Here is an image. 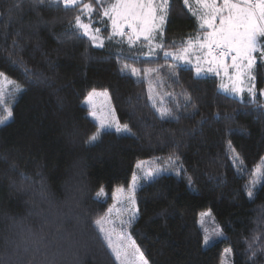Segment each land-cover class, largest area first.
<instances>
[{"label": "trees", "instance_id": "1", "mask_svg": "<svg viewBox=\"0 0 264 264\" xmlns=\"http://www.w3.org/2000/svg\"><path fill=\"white\" fill-rule=\"evenodd\" d=\"M79 11L34 0H0V73L23 90L12 99L13 117L0 126V166L62 167L68 154L62 125L71 121L96 193L103 186L108 194L104 201L93 197L96 219L106 216L114 188L130 177L137 163L168 161L171 156L182 169L180 175L166 174L137 192L138 218L130 234L148 263L221 264L229 248L233 264H264V180L253 199L247 195L254 169L264 159V62L258 58L255 68V103L249 96L240 102L218 95L216 78L195 79L194 69L187 65L175 68L179 83L168 79L163 66L176 63L171 57L158 52L148 60L140 44L129 51L126 41L108 43L109 29L103 31L104 49L91 46L87 38L77 39L72 26ZM198 33L197 20L184 0H170L165 50L174 51ZM138 55L142 58L134 61ZM125 63L138 69L161 68L159 75L166 81L161 91L186 92L195 105L187 112L198 114H184L179 123L160 122L145 106L148 83L122 76ZM93 88L108 90L118 118L129 124L135 137L105 132L99 142L88 145L96 125L83 103ZM217 113L219 119L214 118ZM229 143L235 153L229 151ZM235 154L242 161L239 171L232 159ZM202 212L213 215L224 235L208 248L203 247L198 223ZM104 244L110 264H118Z\"/></svg>", "mask_w": 264, "mask_h": 264}, {"label": "snow or ice", "instance_id": "2", "mask_svg": "<svg viewBox=\"0 0 264 264\" xmlns=\"http://www.w3.org/2000/svg\"><path fill=\"white\" fill-rule=\"evenodd\" d=\"M34 2H46L49 6L56 7L62 4L65 10L79 8V14L75 17V23L72 26L76 38H87L90 45L97 49L106 47L102 31L110 29L108 43L115 41L118 45H123L126 40L129 51L140 44L142 52L145 47L147 48L143 58L148 60L156 57L158 52H163L165 59L171 57L176 63L163 66L168 69V79L179 83L175 68L180 64L191 65L195 70V79L207 78L209 73L220 77L217 87L218 95L222 94L243 102V96L247 93L251 98L249 102L255 103L257 94L255 66L258 58L264 62V0H194L197 9L193 11V15L198 20L202 34L182 41L174 51L165 50L162 40L168 17L169 0H90V2L34 0ZM184 2L187 5L189 0ZM94 12L100 17L96 23L93 22ZM97 23L99 26H96ZM173 45L175 47V42ZM141 58L138 55L133 57V60L139 61ZM160 72L161 68L138 69L127 63L120 67L122 76L133 78L137 84L145 81L148 83L145 106L151 108L160 122L179 123L184 114L195 117L198 114L197 111L187 112L188 108H195L190 95L183 91L180 93L161 91L166 81L159 75ZM0 78H3L5 83L9 82L4 73H0ZM21 91L23 90L17 87L16 92L12 93V98L15 99L17 93ZM261 95H264V89L261 90ZM4 103H6L5 93L3 85H0V104ZM86 107L87 115L96 125V132L87 141L89 146L99 142L105 132L114 131L118 137L136 136L128 123H121L116 109L112 106L108 90L98 91L93 88L89 91ZM4 111L6 115H0V126H5L13 117L10 108H5ZM214 118L219 119L220 114L217 113ZM205 122L201 121V123ZM228 148L230 152L235 153L231 143ZM232 159L239 171L242 161L239 160L238 154L233 155ZM169 164L172 166L145 167L144 162H140L136 168L142 174L140 178L147 183H155L166 174L180 175L182 169L177 170L171 156ZM256 177L251 181L252 185L264 180V172H261L259 168ZM138 179L136 175H133L127 191L123 188L117 189L115 199L120 204L119 208L113 205L108 210L109 215L94 220L98 233L118 264H148L141 250L124 231L138 217L136 193L143 187L138 183ZM189 186H191V180H189ZM103 191L102 186L96 194L97 198L102 197ZM247 195L249 199L254 198L252 188H248ZM114 211L117 217L127 214V219H120L119 229L112 226L113 221L110 219ZM207 215L206 212L200 214L202 227L204 217ZM203 231L204 245L207 247L210 244L209 230L203 228ZM214 235L223 238V232L219 230H216ZM249 247L251 248V245ZM229 252L230 250H225L226 255ZM221 264H226V261L222 259Z\"/></svg>", "mask_w": 264, "mask_h": 264}, {"label": "clouds", "instance_id": "3", "mask_svg": "<svg viewBox=\"0 0 264 264\" xmlns=\"http://www.w3.org/2000/svg\"><path fill=\"white\" fill-rule=\"evenodd\" d=\"M61 134L62 167L0 166V264H110L94 227L97 193L77 129L65 121Z\"/></svg>", "mask_w": 264, "mask_h": 264}, {"label": "rangeland", "instance_id": "4", "mask_svg": "<svg viewBox=\"0 0 264 264\" xmlns=\"http://www.w3.org/2000/svg\"><path fill=\"white\" fill-rule=\"evenodd\" d=\"M84 1H86V2H90V0H84ZM170 1V0H169ZM187 7L190 9V11H191V13H192V15H193V11H195L196 9H197V6L195 5V3H194V0H189V3L187 4ZM194 16V15H193ZM93 17H94V23H96L97 21H99V19H100V17L98 16V15H96V13L94 12V14H93ZM195 17V19L197 20V18H196V16H194ZM85 22H87L86 21V18H85ZM165 24H166V22H165ZM197 24H198V20H197ZM96 26H99V24L97 23L96 24ZM198 27H199V24H198ZM164 28H165V25H164ZM108 34H110V29L108 30ZM163 34H164V32H163ZM200 34H202L201 33V30H200V33H198L197 35H200ZM196 35V36H197ZM102 36L104 37V34H103V31H102ZM195 36V37H196ZM194 38V37H193ZM162 40H163V36H162ZM126 41V40H125ZM144 49H146V51H147V48L145 47ZM258 61V60H257ZM187 66H189V67H192L191 65H187ZM193 68V67H192ZM255 68H256V66H255ZM194 69V68H193ZM194 72H195V70H194ZM254 75H255V71H254ZM6 76V75H5ZM207 76L208 77H214V78H216L217 80H218V82H220V77H217V76H215L214 74H211V73H209V74H207ZM7 77V76H6ZM7 80L9 81L8 83H5L4 82V79L3 78H0V85H3V90H4V93H5V101H6V103H4V104H0V115H6V112L4 111V109L5 108H10L11 109V104H12V93L13 92H16V89H17V87L19 88V89H21L20 87H19V85L14 81V80H12L11 78H9V77H7ZM256 84V83H255ZM98 91H102V90H98ZM256 92H257V90H256ZM258 95V93L256 94V96ZM246 96H248L247 95V93H245L244 94V96H243V100H245L246 99ZM261 97L264 99V95H261ZM256 98V97H255ZM84 106L86 107V99L84 100ZM113 106V105H112ZM87 108V107H86ZM114 132V131H113ZM141 162H144V166L145 167H149V166H151V167H166V166H172V165H170L169 164V160L168 161H164V160H162V161H156V160H153V161H141ZM140 163V162H139ZM138 164V163H137ZM136 164V165H137ZM173 164H174V166L177 168V170H179L180 169V165L178 164V162L176 161V160H173ZM263 166H264V159L262 160V162L259 164V166H257L255 169H254V172H253V176H252V179H251V181L254 179V178H257L256 177V172H257V169L259 168L260 169V171L261 172H263ZM133 175H136L139 179H138V183L139 184H141V185H144V184H146L147 182L146 181H144L142 178H140L141 177V172H140V170H138L137 168H136V166H135V169H134V171L132 172V174H130V177L126 180V181H124V182H122V183H120V185H118V186H116L115 188H114V192H113V194H112V203H110V205H109V208H111L113 205H116V207L117 208H119L120 207V204H119V202L115 199V196H116V192H117V189L118 188H123L125 191H127V189H128V187H129V185H130V183H131V180H132V177H133ZM261 182H262V180L258 183V184H256V185H252L251 184V182H250V185H249V188H252V190L254 191L255 189H257L258 187H260V185H261ZM104 189V188H103ZM138 192V191H137ZM136 196H137V193H136ZM107 197H108V194H107V192L105 191V189H104V191H103V195H102V197L101 198H98V199H100V200H106L107 199ZM109 208H108V210H109ZM137 208H138V204H137ZM206 213H208V215L207 216H205L204 217V223H203V227H202V225H201V216L199 215V220H198V223H199V226H200V228H201V230H202V232H203V235H205L204 234V231H203V228H207L208 230H209V232H208V235H209V238H210V244L206 247L205 245H204V241H203V247L204 248H208V247H210V246H212L213 244H215L217 241H219V240H221V239H223V238H221V237H217V236H215L214 235V232L216 231V230H219V231H221L220 230V228L216 225V223H215V221H214V218H213V215L210 213V212H206ZM106 215H109V213L107 212V214ZM138 218V217H137ZM110 219L113 221V225L112 226H115V227H117L118 229L120 228V223H119V221H120V219H127V214L125 213L123 216H121V217H117V214H116V212L114 211L113 213H111V215H110ZM136 221V220H135ZM134 221V222H135ZM133 222V223H134ZM133 223L131 224V226L130 227H127L126 229H124V231H126L127 232V234L131 237V239L133 240V238H132V236H131V227H132V225H133ZM223 237H224V235H223ZM134 241V240H133ZM137 246V245H136ZM226 249H228V250H230L229 248H226ZM226 249H224V251H223V253H222V259L224 260V261H226V264H233V254H232V252H231V250H230V252L226 255L225 254V250ZM222 261V260H221ZM149 264V263H148Z\"/></svg>", "mask_w": 264, "mask_h": 264}]
</instances>
